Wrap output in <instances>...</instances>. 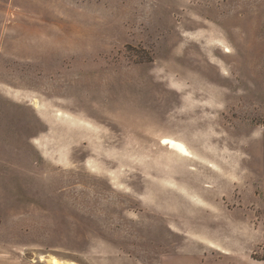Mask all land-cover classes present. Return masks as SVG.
Segmentation results:
<instances>
[{"label": "rangeland", "instance_id": "1", "mask_svg": "<svg viewBox=\"0 0 264 264\" xmlns=\"http://www.w3.org/2000/svg\"><path fill=\"white\" fill-rule=\"evenodd\" d=\"M52 255L264 264V0H0V264Z\"/></svg>", "mask_w": 264, "mask_h": 264}, {"label": "bare ground", "instance_id": "2", "mask_svg": "<svg viewBox=\"0 0 264 264\" xmlns=\"http://www.w3.org/2000/svg\"><path fill=\"white\" fill-rule=\"evenodd\" d=\"M179 152H182V153H186L185 151L181 150V149H178ZM46 258H44L43 256L40 257V261H44ZM45 261L47 262H50L51 264H76V263H72V262H65V261H62L58 258H56L55 256L52 255V258L51 259H46ZM67 261V260H66ZM48 264V263H47Z\"/></svg>", "mask_w": 264, "mask_h": 264}]
</instances>
